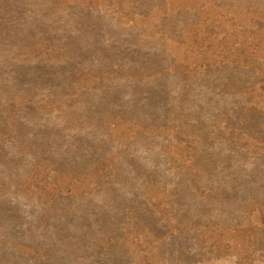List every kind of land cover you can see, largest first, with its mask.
Returning a JSON list of instances; mask_svg holds the SVG:
<instances>
[{"label":"rangeland","instance_id":"1","mask_svg":"<svg viewBox=\"0 0 264 264\" xmlns=\"http://www.w3.org/2000/svg\"><path fill=\"white\" fill-rule=\"evenodd\" d=\"M0 264H264V0H0Z\"/></svg>","mask_w":264,"mask_h":264}]
</instances>
